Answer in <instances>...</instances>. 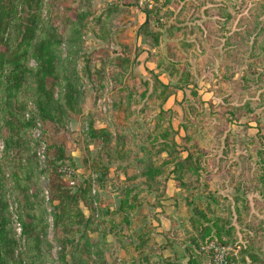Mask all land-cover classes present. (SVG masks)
<instances>
[{
  "label": "rangeland",
  "instance_id": "rangeland-1",
  "mask_svg": "<svg viewBox=\"0 0 264 264\" xmlns=\"http://www.w3.org/2000/svg\"><path fill=\"white\" fill-rule=\"evenodd\" d=\"M135 2L2 1L13 6L0 40L9 264H216L211 245L227 264H264V0H159L156 48L141 43ZM31 15L27 77L9 96ZM47 39L50 121L34 78ZM158 81L175 85L167 98ZM189 154L198 172L179 186L172 173Z\"/></svg>",
  "mask_w": 264,
  "mask_h": 264
},
{
  "label": "trees",
  "instance_id": "trees-1",
  "mask_svg": "<svg viewBox=\"0 0 264 264\" xmlns=\"http://www.w3.org/2000/svg\"><path fill=\"white\" fill-rule=\"evenodd\" d=\"M2 1L0 0V40L2 41L4 35V26L5 21L7 19H11V8L5 9L2 6ZM13 5V0H10ZM137 1V0H136ZM171 0H166V4H169ZM136 3V2H135ZM161 9L158 7L154 8L151 11L145 12V22L142 24L138 31V36L141 39L142 44H147L151 47H158L160 44V40L162 39L164 33L161 31L162 25L160 24L161 18ZM28 25L24 27L22 40L18 47H16L12 55L9 59V67L10 72L8 73V90L9 96H15L14 92L20 91V88L23 85L27 77L26 69L23 67V61L26 55L32 49V42L35 38L37 28H36V16H30ZM156 30V31H155ZM175 30L180 32V30L176 27H170L167 32H169L170 38H174ZM35 54L38 56L39 65L35 72L34 78L37 84L38 91V110L43 120L50 121L52 118V114L54 107V101L52 99V91L47 86V80L54 76V58L56 55L55 50L52 49V45L50 43V39H47L41 42L35 49ZM157 86L161 88L162 92L165 93V98H167L170 94L171 87L175 86L173 83L171 84H163L158 81ZM58 110V109H57ZM61 112V111H59ZM101 135L105 137V142L109 143L111 141L110 134L106 131H102ZM92 140L98 139L100 136L95 130L91 131L90 135ZM193 157L189 154L186 159H179L177 163V170L173 171V175L175 176V180L179 183V186H185L184 183L181 182L182 177L185 175H193L198 172V165L192 164ZM187 168V171L183 172L184 169ZM189 170H193V172H189ZM159 172V171H158ZM158 172L153 171L151 168L147 170L144 174L150 180L155 179ZM183 172V173H182ZM155 181V180H154ZM25 226V224H24ZM13 254V241L10 238L9 233V222L8 217L5 211H0V264H9L11 260L14 258ZM194 260H190L188 264H195Z\"/></svg>",
  "mask_w": 264,
  "mask_h": 264
},
{
  "label": "built area",
  "instance_id": "built-area-1",
  "mask_svg": "<svg viewBox=\"0 0 264 264\" xmlns=\"http://www.w3.org/2000/svg\"><path fill=\"white\" fill-rule=\"evenodd\" d=\"M159 0H137V7L141 12H145L146 11H151L154 8L158 7V2ZM211 249L213 250V252L216 255V264H227V261L221 251V249H219L218 247H216L215 245H211Z\"/></svg>",
  "mask_w": 264,
  "mask_h": 264
}]
</instances>
